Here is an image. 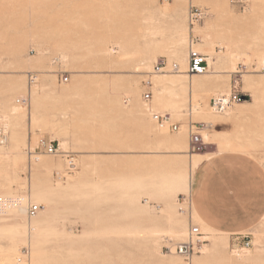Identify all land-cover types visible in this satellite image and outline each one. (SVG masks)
Listing matches in <instances>:
<instances>
[{
  "label": "rangeland",
  "instance_id": "374dc122",
  "mask_svg": "<svg viewBox=\"0 0 264 264\" xmlns=\"http://www.w3.org/2000/svg\"><path fill=\"white\" fill-rule=\"evenodd\" d=\"M173 3L174 0H20L15 5L12 3L13 10L4 17L8 22L12 21L15 36L22 37V43L19 48L15 47L12 62L0 64V70H8L13 74L0 78V129L7 133L6 142L0 143V181L18 178L23 183L21 192L27 195L29 187L35 182H44L49 186L51 182L56 186L58 182L65 184L69 177H76L78 180L71 186L72 192L96 191L95 181H108L121 173L161 169L175 159H185L189 164L191 153L212 156L223 152L233 153L246 157L264 171V62L254 52L257 46L264 45V0H245L238 5H232L229 0H183L179 24L186 38L177 45V56L170 58L174 55V40L168 32L148 38L143 36L141 27L157 21L158 11ZM191 7L205 9L206 16L191 24ZM196 25L199 31L190 32L189 27ZM227 30L234 33L235 49L247 55L239 59L227 54V43L223 40ZM249 30L261 37L246 39L244 36ZM109 36L146 54L149 63L141 67H135L134 64L119 66L102 59L98 50ZM29 37L36 38L44 49L43 65L31 69L29 63L34 59L30 55L37 53L29 51ZM190 42H203L204 50L212 49L214 56L219 57L222 63L220 70L223 71L213 73L214 68L209 67L207 73L196 76L203 80V84L191 92L182 89L177 72H153L154 65L162 59L169 64L177 62L190 50ZM238 70L241 71L237 78L239 88L248 96L246 106L238 113V103L223 113L216 112L211 99L230 91L235 79L233 73ZM28 72L38 75L33 86L37 84L40 89L42 83L47 85V94L37 109L35 123L29 118V109L32 110L30 97L28 105L17 102L29 96ZM63 73L69 77L67 82L60 80ZM247 74L254 79L250 87L243 80ZM157 76L173 78L176 81L175 90L172 85L164 90L156 86L154 78ZM132 82L137 84L138 99L142 106L133 111L130 107L134 97L127 90ZM114 90H119L120 103L112 99ZM148 91L152 95L146 101L144 94ZM175 92L181 93L182 112L167 115L173 108ZM208 99L211 108L206 111V115L201 117L195 111L191 112L192 106L197 103L203 106ZM156 101L164 102L161 111L152 110L141 116L140 111L153 106ZM153 114L166 116L167 124L178 123L180 129L186 125L187 147L184 142L175 145L161 141L160 131L165 130L169 138H174L180 130L172 131L168 125L160 127ZM193 122L204 125L200 129L205 142L202 151H193L189 145ZM204 134H208V138ZM41 139L55 143L59 153L48 154L37 148ZM227 142H231L232 147L220 151V144ZM64 143L66 147L62 146ZM30 148L36 149L35 154H30ZM66 152L75 156L76 168L73 171H67ZM37 157L48 160L47 165L37 166ZM199 167L195 170L194 182ZM16 187L17 184H14ZM146 200L141 199L150 206V214L158 217L155 223L157 227H170V222L160 217L163 209L171 207L187 220V232L192 225L199 226L206 240L204 250L210 244L211 237L215 236L192 217L191 195L177 192L169 201L163 198ZM107 202V199L103 200L105 213L99 215L74 204L62 206L55 225L77 236L86 231L80 242L71 247L73 252L85 254L88 250H98L100 246L94 243L100 241L105 249L110 247V250H114L111 241H120L129 235V229L137 225L135 213L125 217L112 215ZM45 209L43 205L42 210ZM90 215L93 219L106 215L108 218L96 224L88 219ZM257 233L261 241H256ZM263 233L264 215L252 228L241 232L249 236L251 246L248 250H238L233 246L236 236L225 234L226 243L220 246V255L204 264H264ZM181 240L164 234L150 252L126 244V248L134 252V257L126 255V258H130L129 264H151L161 255L175 257L180 264H189L180 254L169 253L164 249V246L173 247ZM50 245L61 248L56 242ZM104 247L102 251L108 253L109 249L105 251ZM203 248L192 257V262L203 255ZM25 249L29 251L26 244L21 245L17 255L20 256ZM112 258V264H124L117 254ZM100 263L94 259L91 264Z\"/></svg>",
  "mask_w": 264,
  "mask_h": 264
},
{
  "label": "bare ground",
  "instance_id": "6f19581e",
  "mask_svg": "<svg viewBox=\"0 0 264 264\" xmlns=\"http://www.w3.org/2000/svg\"><path fill=\"white\" fill-rule=\"evenodd\" d=\"M182 3L183 0H174L173 4L165 5L158 11L157 21H153L154 23L151 22L141 27L143 36L148 38L158 33H163L164 31L168 32L169 36L174 40V55L170 56V58L177 56V45L182 44L186 38L179 24L180 7ZM189 31L198 32L199 27L197 25L189 27ZM242 36L244 35L242 34ZM244 37L246 39L256 40L261 36L249 30ZM28 40L29 51H36L37 53L36 55H30L34 61L29 63V68L42 66L44 63V49L42 48V43L38 42L37 39L33 37H29ZM223 40L227 43V54L230 57L240 59L242 56L247 55L246 52H240L235 49L236 40L232 30H227L223 36ZM190 45L191 48L208 55L207 60L209 67L214 68L213 73L223 72L220 70V68H222V63L219 61V57L214 56L212 49L204 50L202 47L204 45L203 42L196 44L190 42ZM98 52L102 59L119 66L134 64L135 67H141L149 63V58L146 54L113 40L111 36L105 39ZM254 52L261 61L264 62V45L257 46ZM177 63L180 64L181 68V71L178 72V81L182 89H189L191 92L193 89L199 88L203 84V80L200 77H196L198 75H189L185 73L188 65V53L178 58ZM244 76V83L248 87L252 86L253 77L248 74ZM175 82L173 78L167 79L159 76L154 78L155 85L160 86L162 90L171 87L169 85H172L173 90H175ZM37 86V84L34 86L33 84L29 85L30 88L28 90L32 104V110L29 109V118L32 123L36 122L35 115L37 109L43 102L45 94H47V85L45 83H42L40 89H38ZM127 90H129L134 97L132 106L130 107L131 111L141 108L142 106L138 99L139 90L137 84L132 82V84L127 87ZM225 93H229V90ZM173 96V108L167 115H175L182 112L181 93L175 92ZM112 99L117 103L121 102L119 99V90H114ZM209 102L208 99L205 100L203 106L201 105L202 103L195 104L194 107L192 106L191 112L195 111V113L201 117L206 115V111L211 108ZM163 103V101L159 103L156 101L153 106L142 109L140 111L141 116L152 110L160 112L161 104ZM246 103V101L239 102L236 113L241 111L242 108L246 106ZM207 123L210 124V121ZM179 130V133L174 138H169L165 130L160 131V140L163 142H172L175 145H180V143L184 142L187 147L188 130L186 125ZM204 135L205 138H208V134ZM62 146L66 147V143L62 144ZM231 147V142L222 143L220 144V151ZM211 156L212 155L202 153H191L189 164H187L185 159H175L161 169L146 170L142 173L116 174L114 175L115 177L108 181L103 179L101 181H95L96 191L89 192H72L71 186H74L78 180L76 177H69L65 184L58 182L56 186L52 185L51 182L48 183L50 186L47 185V183L44 184V182H35L29 187V194L27 195L21 192L23 183L18 178H6L5 180H1L0 264H91L94 259L97 260V263L101 262L100 264H112L114 263L112 258L114 254H117V257H120L124 264H129L130 258L134 257V252L131 249L128 250L126 244H129L132 248L150 252L151 248L159 244V239L164 234L171 238L183 239L181 241H184L186 237H188L187 226H189L185 217H180L176 214L175 210L171 207H167L162 210L163 214L160 218L170 222L171 225L167 229H161L155 224L158 217L150 214V206L147 202L144 204L141 199L146 198V201H148V199L152 198H163L169 201L174 198L177 192L192 195L195 170L204 160L211 158ZM37 159L39 160L37 166L47 165L48 160L41 157H37ZM14 184H17L16 188H14ZM43 184L48 187H45ZM104 199L108 200L107 208H111L112 215H122L125 217L130 213H135L137 216V225L129 229V235L122 237L120 241H111V244L115 248L112 247L114 250H110V247L106 248L109 249V251H107L108 253H104V250L102 251L105 245L103 246V242L101 241L94 243L95 246L97 244L100 246L99 249L97 248L98 250H88L85 254L73 252L71 247L80 242L86 234V231L83 232L82 235L77 236L64 227L58 228L55 225L56 216L62 210L64 204H74L80 209L85 208L90 213L96 215L103 214L105 213L103 210ZM32 201H35L36 204L45 205L46 209H41L36 216L29 217L27 209ZM84 205L86 207H84ZM192 217H195L204 229L213 232L215 235L211 237V242L209 245H206V249L204 250L203 248V255L198 256L193 262H189V264H204L208 260L220 255L219 248L222 244L226 243L224 235L228 233L219 232L207 226L200 219L194 207H192ZM107 218L108 215L94 219L91 215L88 217L91 222L96 224ZM163 232L165 233L163 234ZM256 241H261L258 233ZM51 242L58 243L61 248L57 249L55 245H50ZM25 244L29 247V253L23 255V252H21V255L18 256L17 254L20 253L21 245ZM126 255H129L130 258H126ZM151 264H180V262L175 257L166 258L159 255L151 261Z\"/></svg>",
  "mask_w": 264,
  "mask_h": 264
},
{
  "label": "crops",
  "instance_id": "0c3cea01",
  "mask_svg": "<svg viewBox=\"0 0 264 264\" xmlns=\"http://www.w3.org/2000/svg\"><path fill=\"white\" fill-rule=\"evenodd\" d=\"M18 1L0 0V64L12 62L15 47L22 43V37L15 36L12 21L5 18L13 10L12 3ZM11 76L8 70H0V78ZM193 191L192 207L216 231L241 233L264 215V171L244 156L223 152L204 160Z\"/></svg>",
  "mask_w": 264,
  "mask_h": 264
},
{
  "label": "built area",
  "instance_id": "2783aa9c",
  "mask_svg": "<svg viewBox=\"0 0 264 264\" xmlns=\"http://www.w3.org/2000/svg\"><path fill=\"white\" fill-rule=\"evenodd\" d=\"M229 2L232 5H238L245 2V0H229ZM207 11L203 8L199 7H191L190 13H189V19L191 24H194V22L202 19L204 16H206ZM209 69V63L207 60V55L203 54L193 48H190L188 51V65L185 70V73L189 75H199L207 73ZM164 71H173V72H180V64L177 62L169 64L167 60L162 59L159 62H157L153 67L154 73H160ZM240 70L235 71L233 80V84L231 86V89L229 93L222 94L219 97H215L211 99L212 108L219 113L225 112L228 108H230L233 104L239 103L241 101H245L242 99L244 95L247 96V93L242 91L239 88V77ZM28 84L32 85L35 83L37 79V73L35 72H28ZM68 75L61 74L60 80L61 82H67L68 81ZM147 84H151L150 82H147ZM151 92L148 91L144 94V99L146 101L150 100L151 98ZM17 102H20L22 104L28 105L29 103V96L20 98L17 100ZM153 118L158 122L160 127H166L168 125V128L172 131H178L180 129V126L178 123H168V119L165 116V118L159 114H153ZM203 123H192L190 128V140L189 145L190 148L193 151H202L205 148V143L203 141L202 135L200 134V129L203 127ZM195 127L196 129H194ZM7 140V133L4 129H0V143L3 144ZM37 148H41L45 151V153L48 154H57L59 153V147L53 143L52 141L47 142L45 139H41L39 141V144ZM36 149L32 150L30 148L29 152L30 154H35ZM66 161H67V171H73L76 168V159L75 156L72 153H65ZM43 205L41 204H35L32 203L28 206L27 213L29 217H34L37 215V213L42 209ZM233 236H236L234 239L233 246H236L238 250L244 251L248 250L251 246V242L248 235H242L241 233L232 234ZM206 240L203 237V233L201 232L199 226L192 225L188 232V237L186 240L176 243L173 247L172 246H164V249L166 252L169 253H177L183 256V258L190 262L192 257L195 254H198L201 252L204 243ZM29 251L25 249L23 255H27Z\"/></svg>",
  "mask_w": 264,
  "mask_h": 264
},
{
  "label": "water",
  "instance_id": "95a60500",
  "mask_svg": "<svg viewBox=\"0 0 264 264\" xmlns=\"http://www.w3.org/2000/svg\"><path fill=\"white\" fill-rule=\"evenodd\" d=\"M242 99H243V100H247V99H248V96L244 95V96L242 97Z\"/></svg>",
  "mask_w": 264,
  "mask_h": 264
}]
</instances>
